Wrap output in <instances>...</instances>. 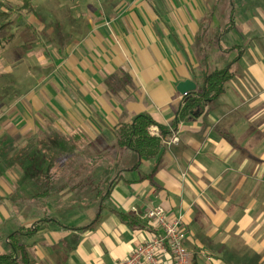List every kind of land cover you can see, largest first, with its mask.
Returning <instances> with one entry per match:
<instances>
[{"label":"crops","instance_id":"1","mask_svg":"<svg viewBox=\"0 0 264 264\" xmlns=\"http://www.w3.org/2000/svg\"><path fill=\"white\" fill-rule=\"evenodd\" d=\"M27 1L34 16L39 9L63 13L60 24L36 19V41L28 42L31 86L0 106V148L11 142L15 156L28 146L32 178L70 155L55 141L91 148L72 152L73 158L101 157L96 144H111L113 129L141 113L169 131L184 100L177 85L189 80L196 91L204 73L235 60L237 53L219 46L240 47L242 55L235 78L208 113L177 126L179 143L163 146L114 186L92 230L74 228L94 219L101 200L74 197L65 186L56 197L38 199L37 186L23 181L26 168L0 160V254L12 252L10 239L20 228L37 227L24 240L28 264H113L161 234L146 219L158 206L169 220L182 217L192 264H264L262 0H229L227 6L208 0ZM231 19V30L221 35ZM38 42L46 53H37ZM12 43L27 44L15 37ZM35 157L45 158L43 169L33 164ZM135 162L131 156L129 164ZM103 166L94 173L102 175ZM114 166L106 172L113 174ZM161 260L168 264L172 257Z\"/></svg>","mask_w":264,"mask_h":264},{"label":"trees","instance_id":"2","mask_svg":"<svg viewBox=\"0 0 264 264\" xmlns=\"http://www.w3.org/2000/svg\"><path fill=\"white\" fill-rule=\"evenodd\" d=\"M262 2L264 5V0H262ZM29 5L30 2L25 0L21 9L19 10H24L25 14H31ZM10 16V11L4 8L3 3L0 1V23L3 22L0 24V28H5L12 24V20L9 19ZM232 25L233 21L231 19L230 24L222 30L221 35H224L230 31ZM219 48L229 53L235 52L237 53V57L227 67L223 69H214L202 75L200 79V87L196 91L184 96L183 104L176 112L175 118L171 123V129L176 130L180 123L196 121L202 116H205L212 104H214L219 99L221 94L224 93L226 84L235 78L236 74L234 65L237 62L239 56L242 55L240 47L231 46L225 49L223 46H219ZM151 126H157L161 136H164L169 132L168 129L157 125L148 114H138L133 117L130 123L119 124L113 129V135L115 139L112 142V153L106 152V154H103V151H101V157L98 155L94 158L89 157L87 162L78 160L83 157L75 156L76 159H74L73 154L70 153V155H65L62 158L60 157V159L55 162V164L53 163L50 165V167H48V169L51 170V174H47V169V171L40 175H33L32 178L29 168L30 159L27 152L28 146L20 148L18 151L19 153L14 156L12 155L13 153L10 154V150H14L15 148L11 142H6L4 147L0 148V153L3 154L0 160H2L7 167H11L14 162H17L19 165H21V167L26 168V170L22 173L23 181H27V183H29L32 180V183L37 186L36 192L38 199L45 200V198H50L51 196L56 197L58 192L61 191V188L64 186L65 188H70L71 192L74 194V197L81 198V195H78L77 191L81 187V179L79 176L81 173H83L82 170L84 166H86L88 162H91V164H96L99 163L100 160H106L108 157H112V163H115L114 173L111 175V177L106 176L103 178L102 183H104V188L100 185L96 189L91 188L90 194L88 195L89 198H97L101 200V205L97 207V214L88 225H85L81 228H74L77 230H92L98 222L100 215L99 212L105 208V202L110 197L114 186L124 178L126 173L138 170L143 160L156 158L162 150L163 146L161 144V139L150 136L148 133V129ZM53 143L56 147L63 148V145L67 146L65 142L57 143V141H55ZM24 152L27 153L23 154ZM131 156H135L136 158V162L133 165L129 164ZM84 157H86V155ZM33 164L37 165L38 169H43L45 165V158L35 157L33 159ZM68 169H78L79 172L72 171L73 175H71V177L64 178L62 173L66 172ZM155 170L156 169H152L149 177L155 172ZM74 178L79 181L77 182L75 180L73 183ZM61 180L63 181V184L58 185L56 190H52L56 182ZM121 218L124 219L125 215H122ZM45 220L54 222V220L49 219L48 217ZM37 230V227L20 228L15 236L12 235L10 239L12 252L0 254V264H28V249L24 240L30 239ZM19 236L23 238L22 241H18ZM15 255H17L16 258H14Z\"/></svg>","mask_w":264,"mask_h":264},{"label":"rangeland","instance_id":"3","mask_svg":"<svg viewBox=\"0 0 264 264\" xmlns=\"http://www.w3.org/2000/svg\"><path fill=\"white\" fill-rule=\"evenodd\" d=\"M0 1L3 3L4 8L10 11L11 16L9 19L12 20V25H13L12 29H7L8 26L5 28H0V102H1L0 106H1L2 104H7L8 102H10V100H12L15 94L19 95L29 89L30 80H31L29 73L30 71L33 72V70H31V66H32V63L30 61L31 52L29 49L30 44L28 42L36 41L35 37L38 34V32L35 30L39 26L36 19H38L41 25H46V23L52 25L53 23L60 24L62 22L63 13L62 11L60 13L59 9H54L53 12L51 13H49L45 9H39L40 14H37L36 17L32 14H25V11L19 10L23 5L24 0H0ZM228 2L229 0H208L209 5L222 4L223 6H227ZM14 37L19 38L21 43L23 44L27 43L25 45V48L22 45L17 46L14 45L13 43L9 44ZM36 45L38 46L37 53H41V52L46 53L47 47L45 44L38 42ZM20 59L25 61H23V63H19L18 61ZM77 144L78 143L75 141H70L67 144V146H65L64 148L68 147L71 154H73L72 152L74 151L81 153L89 150L87 147V149L84 148L83 150V148H81L82 151H79L81 149H79L80 146L77 147ZM107 144L109 143L98 142L97 148L103 151V154H106V152L112 153L113 149H111V147L113 143L109 145ZM78 160L87 162L89 160V157L86 156ZM112 160H113L112 157H108L106 160H100L99 163L91 164V162H88L86 166H84L82 170L83 173H81V175L79 176V178L81 179V183H80L81 187L77 191V194L81 195V198L83 199L88 198V195L90 194V190L93 187V184L95 183L104 188V185H102L101 183L103 178H105L106 176L111 177L112 175L110 171L106 172L110 170L109 164L113 162ZM98 165H104L103 168L105 169V172L102 175H100L101 178L98 175V173H94ZM72 171L79 172V170L68 169L66 172L62 173L63 174L62 176L64 178L71 177V175H73ZM75 180L77 182L79 181L76 178H74L73 183ZM56 185L57 184H55V186ZM57 188L58 187H56L54 190H56ZM60 192L62 193V191Z\"/></svg>","mask_w":264,"mask_h":264},{"label":"built area","instance_id":"4","mask_svg":"<svg viewBox=\"0 0 264 264\" xmlns=\"http://www.w3.org/2000/svg\"><path fill=\"white\" fill-rule=\"evenodd\" d=\"M148 133L160 138L162 146L168 148L179 143L177 130L171 128L164 136L155 126L149 127ZM146 219L156 225L161 234L137 245L127 258L113 264H164L161 259L166 254L172 257L168 264H191L192 252L186 247L182 217L169 220L165 211L155 206L148 209Z\"/></svg>","mask_w":264,"mask_h":264},{"label":"water","instance_id":"5","mask_svg":"<svg viewBox=\"0 0 264 264\" xmlns=\"http://www.w3.org/2000/svg\"><path fill=\"white\" fill-rule=\"evenodd\" d=\"M176 90L180 95L186 96L195 91V85L193 82L185 80L177 85Z\"/></svg>","mask_w":264,"mask_h":264}]
</instances>
